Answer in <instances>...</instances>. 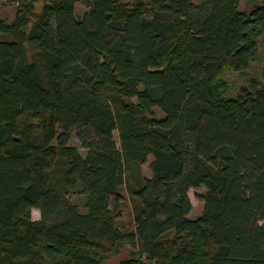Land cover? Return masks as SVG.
Returning a JSON list of instances; mask_svg holds the SVG:
<instances>
[{
	"label": "trees",
	"instance_id": "trees-1",
	"mask_svg": "<svg viewBox=\"0 0 264 264\" xmlns=\"http://www.w3.org/2000/svg\"><path fill=\"white\" fill-rule=\"evenodd\" d=\"M6 1L0 264H264V0Z\"/></svg>",
	"mask_w": 264,
	"mask_h": 264
},
{
	"label": "rangeland",
	"instance_id": "rangeland-1",
	"mask_svg": "<svg viewBox=\"0 0 264 264\" xmlns=\"http://www.w3.org/2000/svg\"><path fill=\"white\" fill-rule=\"evenodd\" d=\"M17 6L14 3H10L6 0H0V16L9 19L12 21L15 17ZM77 11L81 16H84L86 12L88 11V8H86L83 4L79 3L77 7ZM261 53H262V59L254 65L252 74L259 75L262 74L263 68H264V35L261 38ZM229 79L234 85V93H237L239 88L245 83L243 80L239 79L237 75L235 74H229ZM158 116H162V114L158 111ZM116 137L118 136V132H115ZM71 144L74 146H77L80 148L81 152L84 154L87 153V150L82 147L81 141L78 138L76 134L73 135L71 139ZM152 157L149 158V162L144 166L145 174L149 177L151 176V170L149 167V163L151 162ZM206 188L204 186L199 188H192L189 191V195L191 197L192 203H193V209L190 213V217L197 218L201 215L204 207V200L203 195L205 194ZM77 201L83 202L82 199L76 198ZM127 214L130 213V211H126ZM126 214V215H127ZM32 216L34 219H41V211L39 209H33L32 210ZM260 224H264V220L260 221Z\"/></svg>",
	"mask_w": 264,
	"mask_h": 264
}]
</instances>
